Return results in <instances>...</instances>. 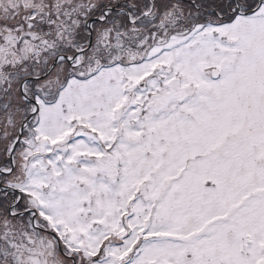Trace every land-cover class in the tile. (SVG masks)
<instances>
[{"label": "snow or ice", "instance_id": "1", "mask_svg": "<svg viewBox=\"0 0 264 264\" xmlns=\"http://www.w3.org/2000/svg\"><path fill=\"white\" fill-rule=\"evenodd\" d=\"M0 264H264V0H0Z\"/></svg>", "mask_w": 264, "mask_h": 264}]
</instances>
